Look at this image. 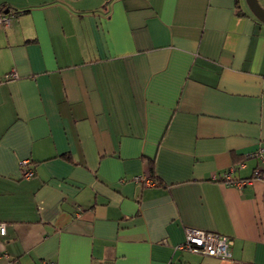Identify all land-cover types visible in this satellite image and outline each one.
<instances>
[{
	"label": "crops",
	"instance_id": "0c3cea01",
	"mask_svg": "<svg viewBox=\"0 0 264 264\" xmlns=\"http://www.w3.org/2000/svg\"><path fill=\"white\" fill-rule=\"evenodd\" d=\"M1 16L0 264H264V181L222 180L263 163L246 0H0ZM187 227L231 257L178 248Z\"/></svg>",
	"mask_w": 264,
	"mask_h": 264
},
{
	"label": "built area",
	"instance_id": "2783aa9c",
	"mask_svg": "<svg viewBox=\"0 0 264 264\" xmlns=\"http://www.w3.org/2000/svg\"><path fill=\"white\" fill-rule=\"evenodd\" d=\"M8 22L9 17L1 16L0 22ZM16 75V74H14ZM259 156L262 159V164H258L254 167L253 174L249 178L245 179H234L233 172L235 166H230L223 172L222 180L228 184H234L237 188H242L248 183H251L253 180H262L264 181V154L261 150H258L254 153L248 155L250 156ZM23 165L27 164V161L22 162ZM243 165V163L241 164ZM33 174V171L28 169L25 170L23 176L25 178H30ZM139 181L143 182L145 185H153L155 181L152 178L143 180L139 178ZM0 233H6L5 223H0ZM180 249H188L192 252L202 253L212 256H222V257H231L230 245L228 241V236L220 234L214 231H207L194 227H187L185 229V240L177 246ZM42 264H57L55 260H45Z\"/></svg>",
	"mask_w": 264,
	"mask_h": 264
},
{
	"label": "water",
	"instance_id": "95a60500",
	"mask_svg": "<svg viewBox=\"0 0 264 264\" xmlns=\"http://www.w3.org/2000/svg\"><path fill=\"white\" fill-rule=\"evenodd\" d=\"M252 13L262 22H264V6L259 0H246Z\"/></svg>",
	"mask_w": 264,
	"mask_h": 264
},
{
	"label": "trees",
	"instance_id": "16d2710c",
	"mask_svg": "<svg viewBox=\"0 0 264 264\" xmlns=\"http://www.w3.org/2000/svg\"><path fill=\"white\" fill-rule=\"evenodd\" d=\"M154 170H155V169H154L153 164H150V175H151V177H154V173H155ZM154 178H155V177H154Z\"/></svg>",
	"mask_w": 264,
	"mask_h": 264
}]
</instances>
